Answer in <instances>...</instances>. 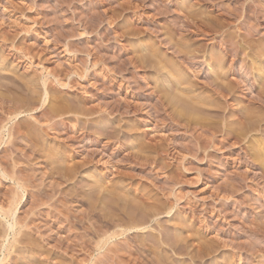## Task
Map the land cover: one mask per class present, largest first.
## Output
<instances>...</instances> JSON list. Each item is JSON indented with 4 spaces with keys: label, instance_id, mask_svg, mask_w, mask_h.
Masks as SVG:
<instances>
[{
    "label": "rangeland",
    "instance_id": "1",
    "mask_svg": "<svg viewBox=\"0 0 264 264\" xmlns=\"http://www.w3.org/2000/svg\"><path fill=\"white\" fill-rule=\"evenodd\" d=\"M0 43L6 264H264V0H0Z\"/></svg>",
    "mask_w": 264,
    "mask_h": 264
},
{
    "label": "bare ground",
    "instance_id": "2",
    "mask_svg": "<svg viewBox=\"0 0 264 264\" xmlns=\"http://www.w3.org/2000/svg\"><path fill=\"white\" fill-rule=\"evenodd\" d=\"M190 20V19H189ZM190 22V21H189ZM192 23V22H191ZM194 23V22H193ZM225 40H226V38H225ZM231 41H233V40H231ZM222 42V41H221ZM229 43V42H228ZM234 44H235V42H233ZM1 44V43H0ZM229 45H230V43H229ZM224 47V46H223ZM231 47V46H230ZM233 47V46H232ZM237 48L238 47H234V48H231V49H229L228 50V54H226V55H223V57H221V56H213V55H210L211 57H212V61L214 62V63H220V62H222L223 60H224V58H225V56H227V55H232V57L233 58H235L236 56H237V51L239 50H237ZM223 49V48H222ZM241 51V50H240ZM262 52V51H261ZM264 52V51H263ZM262 52V53H263ZM181 54H182V52H181ZM192 54V53H191ZM211 54V53H210ZM213 54V53H212ZM223 54V53H222ZM200 55V54H199ZM203 55V54H202ZM186 56V55H185ZM187 56H188V54H187ZM191 56V55H190ZM194 56H195V54H194ZM193 56V57H194ZM239 56V55H238ZM183 57V56H182ZM210 57V58H211ZM177 58V57H176ZM188 58V57H187ZM192 58V57H191ZM201 58V57H200ZM199 58V59H200ZM189 59V58H188ZM198 59V60H199ZM205 59V58H204ZM208 59V58H207ZM236 59V58H235ZM181 60H183V59H181ZM192 60V59H191ZM195 60V59H194ZM197 60V59H196ZM202 60V59H201ZM211 61V62H212ZM227 61V60H226ZM254 61V60H253ZM154 63V62H153ZM156 63V62H155ZM154 63V65L156 66L157 65V67H158V64H159V62L157 63V64H155ZM208 63V62H207ZM223 64H224V62H222ZM260 62H258V61H256L255 62V68H260V67H262L261 66V63L259 64ZM161 64V63H160ZM222 64V65H223ZM213 64H209V67L210 68H212L213 66H212ZM253 65H254V63H253ZM232 66V65H231ZM230 66V67H231ZM163 67V66H162ZM223 67V66H222ZM225 67V66H224ZM161 69V68H160ZM262 70V69H261ZM185 71V70H184ZM210 71V70H209ZM211 72H212V70H211ZM263 72V71H262ZM168 73V72H167ZM170 73H172V72H170ZM175 73H176V71H175ZM215 74H217V78L214 80V81H212V85H211V82H210V85L211 86H213V88L215 89L214 91L216 92V94H220V95H222L223 97H224V95L227 93L228 95H229V93H230V95H231V91H232V89H234L233 88V86H234V83L233 82H230V81H228V82H230L231 84H230V86L229 87H227V85L225 86L224 84H221L222 83V79H221V81H220V78H221V76L222 75H224V74H222L220 77H219V75H218V73H216V72H214ZM173 74V73H172ZM179 74H181V72L179 73ZM185 74V73H184ZM186 75V74H185ZM229 75V74H228ZM260 75L261 76H264V72L263 73H260ZM170 76H172L171 74H170ZM181 76V75H180ZM225 76V75H224ZM223 76V77H224ZM169 77V76H168ZM178 78L176 79V80H178L180 77L179 76H177ZM183 77H184V75H183ZM216 77V76H215ZM182 78V77H181ZM185 78V77H184ZM263 78V77H262ZM214 79V78H213ZM264 79V78H263ZM181 80V79H180ZM182 80H183V78H182ZM179 81V80H178ZM218 81H219V83H218ZM177 82V81H176ZM183 82H185V80L183 81ZM235 82V81H234ZM178 83V82H177ZM180 83V82H179ZM182 83V82H181ZM237 83V82H236ZM24 84H26V82L24 83ZM183 84V83H182ZM226 84V83H225ZM177 85V84H176ZM236 85V84H235ZM238 85V84H237ZM211 86H209V87H211ZM45 87H46V85H45ZM212 88V89H213ZM236 88V87H235ZM261 89H264V88H262L261 87ZM212 91V90H211ZM214 92V93H215ZM260 92V91H259ZM212 93H213V91H212ZM261 94H262V92H260ZM48 94V91L46 92V95ZM257 94V93H256ZM260 94V95H261ZM185 95V94H184ZM213 95H215V94H213ZM217 95V96H218ZM259 95V94H258ZM187 97H191L190 95H188ZM193 97V96H192ZM191 97V98H192ZM203 97V96H202ZM215 97H216V95H215ZM259 97H262V96H259ZM199 98V97H198ZM204 98V97H203ZM218 98H220V97H218ZM263 98V97H262ZM193 99V98H192ZM200 99H202V98H200ZM208 99V98H207ZM224 99V98H223ZM257 99H258V97H257ZM191 100V99H190ZM210 100V99H209ZM261 100V99H260ZM263 100V99H262ZM220 101V100H219ZM228 101V100H227ZM264 101V100H263ZM262 101V102H263ZM45 102V101H44ZM191 102V101H190ZM201 102H206V104H207V101H201ZM200 102V103H201ZM162 103V102H161ZM189 103V102H188ZM188 103H186V104H188ZM192 103H195V102H191V105H192ZM212 103V102H211ZM183 104V103H182ZM195 104H197V103H195ZM201 104H203V103H201ZM213 104V103H212ZM176 105H179V103L178 104H176ZM185 105V104H184ZM190 104H189V107L191 106ZM204 105H205V103H204ZM194 106V108H195V105H193ZM197 106V105H196ZM199 106V105H198ZM203 106V105H202ZM201 106V107H202ZM206 106V105H205ZM208 106V105H207ZM211 106V105H210ZM162 107V106H161ZM182 108L181 109H185L184 108V106L182 105L181 106ZM186 107H188V106H186ZM263 106H261V108H262ZM191 108H192V106L189 108L190 110H191ZM208 108V107H207ZM210 108V107H209ZM193 109V108H192ZM202 109V108H201ZM204 109V108H203ZM194 110H197V107H196V109H194ZM198 112L200 111V109H199V107H198V110H197ZM204 111V110H203ZM207 111V110H206ZM80 112V111H79ZM185 112V111H184ZM192 112H194V111H192ZM202 112V111H201ZM210 112V111H209ZM195 113H196V111L193 113L194 115H195ZM82 114V113H81ZM158 114V113H157ZM194 115H192L191 114V116H194ZM241 117V116H240ZM243 119V118H242ZM248 119V118H247ZM238 120V119H237ZM250 120V119H249ZM236 121V120H235ZM243 122H244V120H242ZM257 121V120H256ZM260 121V120H259ZM238 122H240L241 123V119L239 118V120H238ZM242 122V123H243ZM234 123H236V122H234ZM244 123H246V122H244ZM250 123H251V121H250ZM256 123V122H255ZM258 123V122H257ZM260 123V122H259ZM224 124V123H223ZM226 125V124H225ZM232 126L234 125V126H236V124H231ZM230 125V126H231ZM239 125V124H238ZM201 126V125H200ZM207 126V125H206ZM231 126V127H232ZM240 126V125H239ZM245 126V125H244ZM248 126H249V124H248ZM247 126V127H248ZM254 126V124L252 125V127ZM208 127V126H207ZM225 127V126H224ZM223 127V128H224ZM257 127V126H256ZM202 128H203V126H202ZM211 128V127H210ZM230 128V127H229ZM229 128H228V125H227V129L225 128V132L227 133V131L229 130ZM244 128V127H243ZM249 128H250V126H249ZM208 129V128H207ZM206 129V130H207ZM233 130V127L232 128H230V130ZM101 130V129H100ZM103 130V129H102ZM202 130V129H201ZM203 130H204V128H203ZM211 129H209V131H210ZM232 130H231V132H232ZM240 130V129H239ZM245 130V129H244ZM250 130V129H249ZM248 130V131H249ZM256 130V129H255ZM89 131V130H88ZM92 131V130H91ZM94 131H96V130H94ZM208 131V130H207ZM206 131V132H207ZM213 131V130H212ZM221 131H222V129H221ZM234 131V130H233ZM259 131V130H258ZM96 132H98V131H96ZM103 132H105V130L103 131ZM206 132L204 133L205 135H206ZM223 133H224V131H222ZM257 132V131H256ZM106 133V132H105ZM214 133V132H213ZM225 133V136L227 135V136H229L228 135V133L226 134ZM233 133V132H232ZM242 133H246V132H242ZM98 134V133H97ZM102 135V133H99V135ZM230 134V133H229ZM235 134H236V132H235ZM100 135V136H101ZM238 135H239V131H238ZM237 135V136H238ZM243 135V134H242ZM104 136V135H103ZM230 137V136H229ZM236 139H239V138H236ZM259 139V138H258ZM254 140V139H253ZM257 140V139H256ZM260 140H263V139H260ZM241 141V140H240ZM259 141V140H258ZM214 142V141H213ZM208 143V142H207ZM260 143V142H259ZM259 143H257L258 145H255V147L257 148V150H258V153L260 152V158H262L263 159V153L264 152H262V151H264V148L263 149H261V147L259 146ZM262 143V142H261ZM142 143H140V145H141ZM210 144V143H209ZM255 144V143H254ZM222 145H224V144H222ZM264 145V144H263ZM212 146H213V144H212ZM143 147V146H142ZM145 147V146H144ZM155 147H158V146H155ZM162 147H164L163 145H162ZM161 147V148H162ZM254 147V148H255ZM150 148V147H149ZM160 148V149H161ZM204 148V147H203ZM140 149V148H139ZM145 149V148H144ZM151 149V148H150ZM150 149H149V151H150ZM154 149V148H153ZM163 149V148H162ZM161 149V150H162ZM205 149V148H204ZM207 149V148H206ZM152 150V149H151ZM156 150V149H155ZM142 151V150H141ZM144 151V150H143ZM142 151V152H143ZM159 151V150H158ZM165 151H167V150H164V152ZM52 152V151H51ZM153 152V151H152ZM257 152V151H256ZM156 153V152H155ZM54 154V153H53ZM159 154V153H158ZM165 154V153H164ZM59 156V155H58ZM264 161V160H263ZM264 163V162H263ZM100 181H102V180H100ZM95 184H97V185H99L100 187V189H101V187L103 186V185H101L99 182H94ZM93 183V184H94ZM102 184H104V183H102ZM20 185V184H19ZM105 186V185H104ZM114 188V187H113ZM99 189V190H100ZM107 189V188H106ZM117 189V188H116ZM98 190V189H97ZM17 191V190H16ZM20 191H21V189H20ZM116 191V190H115ZM118 191V190H117ZM19 190L17 191V193L15 194L16 196H13V197H15L13 200H11V202H9V204H8V207L7 208H5L4 206H2V205H0V215H1V217H3L7 222H6V224H7V226H6V228H5V230L7 229V231L5 232L6 233V236L4 235V238H6L5 239V242H4V244H3V246L0 248V264H6L5 262H6V260H7V256H8V254H9V252H10V250H11V248H13V247H15L16 246V244L15 243H17V242H20L19 240H18V237H19V231H18V228L20 229V227H19V219H18V216H17V212H18V207H19V205H20V203H21V201H23L22 200V198L23 197H21L22 196V194H21V196L19 195ZM113 192H114V190H113ZM112 193V192H111ZM111 195V194H110ZM20 196V197H19ZM104 196V195H103ZM114 196V195H113ZM180 222V221H179ZM179 222H178V225H179ZM185 221H183V223H184ZM182 223V222H181ZM177 225V226H178ZM20 226H21V223H20ZM183 226V225H182ZM186 226V225H185ZM141 227V226H140ZM140 227H139V229H140ZM180 228H181V224H180V226H179ZM187 227V226H186ZM178 228V227H177ZM183 228H184V226H183ZM182 228V229H183ZM133 229H135V228H133ZM133 229H130V230H133ZM144 229V228H143ZM129 230V231H130ZM9 232V233H8ZM13 235V237L11 238V239H8L9 237H10V235ZM119 235H121V234H119ZM177 236V235H176ZM179 236V235H178ZM181 236V235H180ZM179 236V237H180ZM179 237H178V239H179ZM182 237V236H181ZM114 238H116V234H111L107 239H105L104 241H102V242H100V244H99V248H100V250H102L103 248H105V246L108 244V243H110V241H112ZM176 239H177V237H175ZM177 239V241H175L176 243L178 242V243H181V241H183L182 240V238H180L181 240H178ZM4 241V240H3ZM7 242V243H6ZM175 242H174V244H175ZM187 242H188V239H187ZM191 242H192V240H191ZM13 243H14V245H13ZM184 243V242H183ZM190 243V242H189ZM28 244H30V243H28ZM174 244H172L171 246H174ZM182 244V243H181ZM203 244V243H202ZM201 244V245H202ZM207 244V243H206ZM12 245H13V247H12ZM177 245V244H176ZM184 245V244H183ZM191 245V244H190ZM200 245V244H199ZM30 246V245H29ZM188 246V245H187ZM204 246V245H203ZM31 247V246H30ZM182 247V246H181ZM185 247H186V245H185ZM214 247V246H213ZM33 249H34V247H32ZM31 248V249H32ZM172 248V247H171ZM173 248H175V246L173 247ZM189 248H190V246H189ZM197 248V247H196ZM201 249H199V250H197V251H200L201 253H198V255H196V251H194L193 250V252H196L194 255H196V256H192L191 258H192V260H194V261H196L195 259H197V258H199L200 259V255H203V254H208V253H210L211 252V246L209 247H207V246H204V247H200ZM215 249H217V248H215ZM262 249V248H261ZM176 250H178V249H176ZM182 250H183V248H182ZM251 250V249H250ZM181 250H180V248H179V252H180ZM214 251V250H213ZM216 251V250H215ZM253 251V250H252ZM251 251V252H252ZM257 251V250H256ZM177 252V251H176ZM178 252V253H179ZM249 252V251H248ZM258 252V251H257ZM259 252H261V250L259 251ZM8 253V254H7ZM185 253V252H184ZM214 253V252H213ZM180 254V253H179ZM178 255V254H177ZM180 255H182V254H180ZM187 255V254H186ZM204 255V256H205ZM255 255H256V253H255ZM188 256V255H187ZM251 256V255H250ZM209 257V256H208ZM211 257V256H210ZM225 257V256H224ZM253 257V256H252ZM204 258V257H203ZM207 258V257H206ZM239 258H241V256H239ZM201 259H202V257H201ZM198 260V259H197ZM201 261V260H200ZM224 261H226V260H224ZM230 261V260H229ZM250 261H251V259H250ZM249 261V262H250ZM253 261V260H252ZM251 261V263H253ZM203 262V261H202ZM228 262V261H227ZM197 263H199V262H197ZM214 263V262H213ZM212 263V264H213ZM231 263V262H230ZM195 264V263H194ZM259 264V263H258ZM262 264V263H261Z\"/></svg>",
    "mask_w": 264,
    "mask_h": 264
}]
</instances>
